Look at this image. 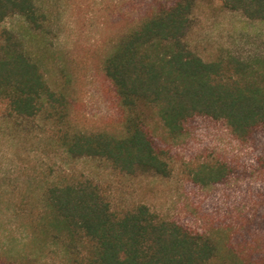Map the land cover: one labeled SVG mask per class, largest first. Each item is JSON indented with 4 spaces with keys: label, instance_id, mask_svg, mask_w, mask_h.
Here are the masks:
<instances>
[{
    "label": "trees",
    "instance_id": "obj_1",
    "mask_svg": "<svg viewBox=\"0 0 264 264\" xmlns=\"http://www.w3.org/2000/svg\"><path fill=\"white\" fill-rule=\"evenodd\" d=\"M197 1L160 0L113 42L103 62L119 105L111 128L77 127L67 94L51 87L8 28L0 29V101L13 117L53 123L69 156L104 159L128 176L170 174L167 151L154 137L157 124L172 137L196 117L224 122L241 140L264 133V56L244 60L223 52L207 61L191 49L185 37ZM220 1L264 21V0ZM14 15L39 31L48 19L37 0H0V20ZM197 174L208 185L222 181L227 168L204 164ZM247 223H264V205ZM27 228L24 241L0 247V264H264V244L239 251L146 203L114 206L84 175L49 185Z\"/></svg>",
    "mask_w": 264,
    "mask_h": 264
},
{
    "label": "rangeland",
    "instance_id": "obj_2",
    "mask_svg": "<svg viewBox=\"0 0 264 264\" xmlns=\"http://www.w3.org/2000/svg\"><path fill=\"white\" fill-rule=\"evenodd\" d=\"M160 0H37L47 13L42 31L20 15L0 20L44 69L55 90L71 102V120L82 129L111 128L119 117L103 62L113 42ZM185 40L205 60L230 52L248 60L264 56V21L229 10L220 0H198ZM57 128L38 117L11 116L0 101V247L22 242L40 211L45 189L72 176L96 181L114 206L146 203L161 217L211 234L248 252L264 244V223L252 221L264 205V133L237 138L222 121L196 117L172 137L156 125L170 174L116 172L104 159L74 158L58 144ZM221 163L227 175L205 185L201 165Z\"/></svg>",
    "mask_w": 264,
    "mask_h": 264
}]
</instances>
